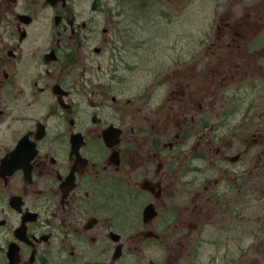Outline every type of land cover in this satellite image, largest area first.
I'll use <instances>...</instances> for the list:
<instances>
[{
    "label": "flooded vegetation",
    "instance_id": "obj_1",
    "mask_svg": "<svg viewBox=\"0 0 264 264\" xmlns=\"http://www.w3.org/2000/svg\"><path fill=\"white\" fill-rule=\"evenodd\" d=\"M193 2L0 0V264H264V0Z\"/></svg>",
    "mask_w": 264,
    "mask_h": 264
},
{
    "label": "rangeland",
    "instance_id": "obj_2",
    "mask_svg": "<svg viewBox=\"0 0 264 264\" xmlns=\"http://www.w3.org/2000/svg\"><path fill=\"white\" fill-rule=\"evenodd\" d=\"M257 0H194L192 4H189L187 6H184V8H181L182 10L180 16L178 17V24L177 27H179V34L180 38L188 39V33L193 28L195 29V35H200L201 28L203 24H209L214 23L215 18L217 15L214 16V14L222 13L227 9H232L234 14H239L240 8L247 7L252 2H256ZM160 6L154 5V8L158 9ZM190 9H194V15L190 14ZM157 24H163L165 28H169V32L165 31L164 35L167 36V33L170 35L171 39V33L174 31H170V28L173 27L174 29L176 27V22L167 23L165 17H160L155 15ZM176 20V18H175ZM154 52L152 55V64L155 66L158 61H156L158 57V47H154ZM255 214H261V212L257 211Z\"/></svg>",
    "mask_w": 264,
    "mask_h": 264
}]
</instances>
